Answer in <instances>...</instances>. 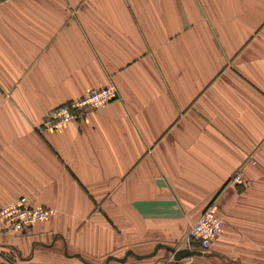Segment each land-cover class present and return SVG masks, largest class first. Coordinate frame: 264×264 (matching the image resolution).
<instances>
[{
  "label": "crops",
  "instance_id": "crops-1",
  "mask_svg": "<svg viewBox=\"0 0 264 264\" xmlns=\"http://www.w3.org/2000/svg\"><path fill=\"white\" fill-rule=\"evenodd\" d=\"M20 197L56 213L0 226V263L264 264V0L0 4V208ZM212 203L225 226L202 255L119 260L187 248Z\"/></svg>",
  "mask_w": 264,
  "mask_h": 264
},
{
  "label": "built area",
  "instance_id": "built-area-1",
  "mask_svg": "<svg viewBox=\"0 0 264 264\" xmlns=\"http://www.w3.org/2000/svg\"><path fill=\"white\" fill-rule=\"evenodd\" d=\"M14 0H0V4ZM117 97V90L113 86L104 87L65 103L53 110L46 121L36 128L39 134L52 131L57 127L73 121L86 120L90 111L104 107ZM234 180L243 182L242 176L237 174ZM56 210L49 207H34L26 197H20L12 203L0 208V226L2 230L17 234L27 233L37 223L46 221L55 215ZM225 226L224 219L218 215L217 205L210 204L197 223L190 230L185 244L194 250L199 247L202 251L211 248L212 243L219 237ZM180 249V248H179ZM171 260L175 261L173 256ZM0 264H14L11 258H5ZM178 264V263H174Z\"/></svg>",
  "mask_w": 264,
  "mask_h": 264
},
{
  "label": "water",
  "instance_id": "water-1",
  "mask_svg": "<svg viewBox=\"0 0 264 264\" xmlns=\"http://www.w3.org/2000/svg\"><path fill=\"white\" fill-rule=\"evenodd\" d=\"M161 248L167 249L171 253V255L173 256L174 260L178 261V262L182 261L183 259L192 257V256L202 255V252L197 251V250H192V249H189V248L179 249V248H174V247L166 246V245H163V244H159L155 248L154 252L152 254H150V255L139 256V255H136L133 251H129L123 259H119V260L121 262H125L127 257L130 256V255H133V256H135L138 259L152 257V256L156 255L157 252ZM108 260H110V259H108Z\"/></svg>",
  "mask_w": 264,
  "mask_h": 264
}]
</instances>
